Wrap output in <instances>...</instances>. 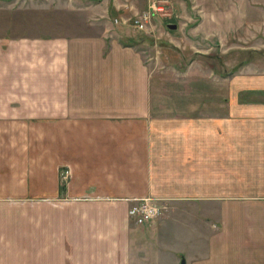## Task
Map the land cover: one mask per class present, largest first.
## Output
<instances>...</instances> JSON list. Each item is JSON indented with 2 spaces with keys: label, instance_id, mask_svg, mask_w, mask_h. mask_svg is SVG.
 I'll list each match as a JSON object with an SVG mask.
<instances>
[{
  "label": "crops",
  "instance_id": "crops-1",
  "mask_svg": "<svg viewBox=\"0 0 264 264\" xmlns=\"http://www.w3.org/2000/svg\"><path fill=\"white\" fill-rule=\"evenodd\" d=\"M25 29L0 30V264H264V86L162 104L135 46Z\"/></svg>",
  "mask_w": 264,
  "mask_h": 264
},
{
  "label": "rangeland",
  "instance_id": "rangeland-1",
  "mask_svg": "<svg viewBox=\"0 0 264 264\" xmlns=\"http://www.w3.org/2000/svg\"><path fill=\"white\" fill-rule=\"evenodd\" d=\"M143 13L150 18L137 29ZM10 26L135 46L162 104L218 103L226 92L264 86V0H0V30Z\"/></svg>",
  "mask_w": 264,
  "mask_h": 264
},
{
  "label": "built area",
  "instance_id": "built-area-1",
  "mask_svg": "<svg viewBox=\"0 0 264 264\" xmlns=\"http://www.w3.org/2000/svg\"><path fill=\"white\" fill-rule=\"evenodd\" d=\"M150 18V13H143L137 16L133 24L137 29H144L146 22ZM68 171L62 173V178H65ZM167 206L156 198H143L135 201L128 210V216L136 224L143 225L147 224L156 219Z\"/></svg>",
  "mask_w": 264,
  "mask_h": 264
},
{
  "label": "water",
  "instance_id": "water-1",
  "mask_svg": "<svg viewBox=\"0 0 264 264\" xmlns=\"http://www.w3.org/2000/svg\"><path fill=\"white\" fill-rule=\"evenodd\" d=\"M169 28H175V25H170Z\"/></svg>",
  "mask_w": 264,
  "mask_h": 264
}]
</instances>
